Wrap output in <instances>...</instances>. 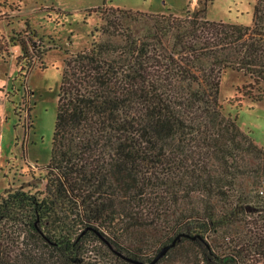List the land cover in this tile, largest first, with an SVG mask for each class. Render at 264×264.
<instances>
[{"label": "trees", "instance_id": "1", "mask_svg": "<svg viewBox=\"0 0 264 264\" xmlns=\"http://www.w3.org/2000/svg\"><path fill=\"white\" fill-rule=\"evenodd\" d=\"M92 11L89 46L64 61L45 197L0 202V264H147L176 237L156 264H264V149L219 103L228 70L264 101V0L251 27L204 7ZM23 34L25 75L41 51Z\"/></svg>", "mask_w": 264, "mask_h": 264}, {"label": "rangeland", "instance_id": "2", "mask_svg": "<svg viewBox=\"0 0 264 264\" xmlns=\"http://www.w3.org/2000/svg\"><path fill=\"white\" fill-rule=\"evenodd\" d=\"M255 4L256 0H0V41L6 46L0 51V202L7 192L18 190L45 197L64 61L89 46L91 31L101 24L99 13L92 10L183 17L204 7L208 21L251 27ZM21 33L23 38L33 37L41 51L25 75L23 62L17 65L19 46L11 42ZM247 82L242 74L226 71L219 103L223 114L236 118L240 129L264 149V101L242 96ZM250 217L246 221L253 222L255 216ZM246 227L240 224L236 229L245 233ZM167 243H158L149 257Z\"/></svg>", "mask_w": 264, "mask_h": 264}, {"label": "water", "instance_id": "3", "mask_svg": "<svg viewBox=\"0 0 264 264\" xmlns=\"http://www.w3.org/2000/svg\"><path fill=\"white\" fill-rule=\"evenodd\" d=\"M179 237H176L171 244L164 246L156 255L155 257L152 259V261H150L147 264H156L162 257L165 256V254L168 252L169 249H171L174 245L176 240H178ZM136 263V262H135ZM136 264H144V263H136Z\"/></svg>", "mask_w": 264, "mask_h": 264}]
</instances>
